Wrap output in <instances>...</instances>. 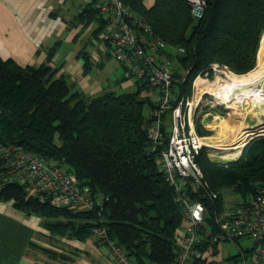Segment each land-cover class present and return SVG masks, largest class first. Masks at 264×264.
I'll list each match as a JSON object with an SVG mask.
<instances>
[{
    "label": "trees",
    "instance_id": "16d2710c",
    "mask_svg": "<svg viewBox=\"0 0 264 264\" xmlns=\"http://www.w3.org/2000/svg\"><path fill=\"white\" fill-rule=\"evenodd\" d=\"M204 1V13L196 19L189 0H153L150 6L143 0H122L152 25L156 36L184 48L181 54H170L190 70L177 89L182 96L191 94L198 73L211 76L212 64L241 75L256 66L257 53L264 54V0ZM74 22L81 30L90 27L89 39H97L102 24L94 9L80 4ZM84 48L79 56L88 71L92 65ZM56 49L51 47L46 61L37 66L0 57V142L65 165L103 195V204L87 211L57 207L17 182L0 189V201L38 215L52 236L85 241L94 236L93 226H103L138 263H172L177 254L173 234L182 212L157 157L147 152L151 87L87 96L73 90L61 66L50 63ZM197 162L214 190L251 197L264 188V135L249 140L235 160L214 161L203 148Z\"/></svg>",
    "mask_w": 264,
    "mask_h": 264
},
{
    "label": "built area",
    "instance_id": "2783aa9c",
    "mask_svg": "<svg viewBox=\"0 0 264 264\" xmlns=\"http://www.w3.org/2000/svg\"><path fill=\"white\" fill-rule=\"evenodd\" d=\"M80 2L82 7L94 9L101 20L97 40L102 49L125 68L136 85L156 90L147 127V152L157 157L182 212V223L173 234L177 254L170 264H217L218 246L230 242L237 243L240 250L227 264H264V188L234 204H223L222 193L211 187L197 162L202 149L209 146L197 133L194 118L203 97L212 95L203 92L196 100L195 81L203 73L195 76L189 96L180 95L177 89L190 70L182 69L170 54L183 53L182 46L169 45L156 36L152 25L122 0ZM189 4L192 16L202 17L206 2L189 0ZM217 68L229 72L226 66L211 65L213 71ZM204 73L203 80L209 82L208 72ZM11 182L57 207L95 210L104 200L66 167L20 146L0 142V189ZM91 232L108 246L113 263L140 264L108 237L105 227L93 226ZM241 240L251 243L243 246Z\"/></svg>",
    "mask_w": 264,
    "mask_h": 264
},
{
    "label": "crops",
    "instance_id": "0c3cea01",
    "mask_svg": "<svg viewBox=\"0 0 264 264\" xmlns=\"http://www.w3.org/2000/svg\"><path fill=\"white\" fill-rule=\"evenodd\" d=\"M143 1L146 6L153 3ZM80 4L74 0H0V57L11 58L22 66H37L46 61L48 50L56 45L50 63L61 66L60 73L65 74L73 90L83 91L87 96L108 90L107 87L116 91L114 84L104 85L94 72V68H106L105 60L110 53L102 49L97 39L87 40L88 32L75 24ZM83 39L85 44L80 41ZM88 43L93 49H87ZM83 46L92 65L88 71H84V61L79 56ZM120 75L123 80H119V92L137 88L126 73ZM95 238L79 241L52 236L43 228L38 215L16 209L12 201H0V264H97L82 256L103 244ZM108 253L105 262L114 264Z\"/></svg>",
    "mask_w": 264,
    "mask_h": 264
},
{
    "label": "rangeland",
    "instance_id": "374dc122",
    "mask_svg": "<svg viewBox=\"0 0 264 264\" xmlns=\"http://www.w3.org/2000/svg\"><path fill=\"white\" fill-rule=\"evenodd\" d=\"M74 1L77 4L80 0ZM65 5L67 6V4ZM89 28L86 29V32H88ZM89 37L90 34L87 35V40ZM84 40L85 39L80 41L83 42ZM83 43L85 44L86 41H84ZM87 49H93L89 45V43L87 45ZM257 63L258 53L256 66L252 70L257 68ZM105 64L106 68H94V72L103 81L104 85H106L108 82L112 83L116 86L115 90L117 92L121 91L119 80L122 75L120 74H123V72L126 73L125 68L119 62H117L111 55L105 60ZM224 72L225 71H223V68H217L212 72L211 76L206 73L208 76L209 83H212L217 79H228L230 73L227 71V73ZM200 78H206L205 73L201 74ZM193 80L191 83V90L193 88ZM107 89L109 90L110 88L107 87ZM136 89L137 88L134 86L130 88V90L132 91H135ZM150 89L154 91L156 90L152 88L148 89V94H150V96L152 95L151 98L153 99L154 94L153 91H151ZM194 89H196L195 86ZM220 103L221 102L217 100V98L213 94H208L206 97H203V102L198 105L194 117L195 129L197 133L201 137H203V140L209 145L205 147L207 154L209 155L210 159L214 161L217 160V162H222L221 158L225 157L227 154L234 153L236 151L235 146H237V144L246 137V132L244 130H246L251 125L256 124V122L259 120V117L264 118L262 116L258 117L253 115H247L244 116V118H238V115L234 113L233 109L226 107L227 103ZM145 114H148V108L145 109ZM199 130L201 132H199ZM63 167L65 168L66 166L63 165ZM221 193V201L223 204H234L235 202L241 201L243 199V197H241L239 194L232 192V190L230 189H225ZM239 243L245 246L249 245L251 242L248 240H241L239 241ZM218 249L219 253L215 257V262L217 264H227L229 262H232L230 256L236 255L240 250L238 244L234 242L220 244L218 246ZM93 250H88V252H84L82 256L88 260H95L96 262H98L97 264H107L105 262L107 261L105 257L107 256V252H109L107 246L105 244H99Z\"/></svg>",
    "mask_w": 264,
    "mask_h": 264
},
{
    "label": "bare ground",
    "instance_id": "6f19581e",
    "mask_svg": "<svg viewBox=\"0 0 264 264\" xmlns=\"http://www.w3.org/2000/svg\"><path fill=\"white\" fill-rule=\"evenodd\" d=\"M229 73L228 79H217L212 83L197 78L195 81L196 100L201 93L210 92L222 103H227L226 107L233 109L238 118H244L247 115L259 117L261 113L264 114V54L258 56L257 68L247 74L237 75L230 71ZM259 121H264V118L259 117ZM260 128L259 130H244L246 137L235 146L236 151L227 154L221 158V161L235 160L254 133L264 132V126Z\"/></svg>",
    "mask_w": 264,
    "mask_h": 264
},
{
    "label": "water",
    "instance_id": "95a60500",
    "mask_svg": "<svg viewBox=\"0 0 264 264\" xmlns=\"http://www.w3.org/2000/svg\"><path fill=\"white\" fill-rule=\"evenodd\" d=\"M260 116L264 117V114L261 113ZM261 126H264V121H259V120H258V121L256 122V124L251 125V126L248 127L247 129H255V130H259V129H261V128H260ZM262 135H264V132H262V131H258V132H256V133L253 134V136L250 138V140L253 139L254 137L262 136ZM241 150H242V149H241Z\"/></svg>",
    "mask_w": 264,
    "mask_h": 264
}]
</instances>
